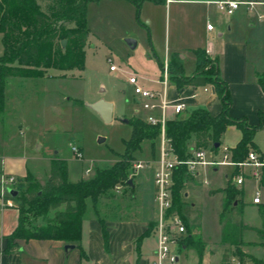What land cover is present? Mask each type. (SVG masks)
Here are the masks:
<instances>
[{
  "label": "rangeland",
  "instance_id": "374dc122",
  "mask_svg": "<svg viewBox=\"0 0 264 264\" xmlns=\"http://www.w3.org/2000/svg\"><path fill=\"white\" fill-rule=\"evenodd\" d=\"M44 4L41 3L42 7ZM96 6L91 5L87 12L89 34L85 47L84 70L60 72L49 69L46 71V75L55 78L27 81L22 83V86L15 85L19 82L17 80L19 78L9 82L12 94L11 120L22 122L23 129L26 127L31 129L29 124H33L32 130L36 132L32 131L28 135L26 133L27 137L33 140L37 139L53 158L66 162L68 182L70 183H75L82 177L84 180L92 178L96 170L110 168L125 153V142L130 141L133 128L124 124L122 119L141 118L128 115L130 110L134 109V98H137L134 88L128 84V78L130 75H136L140 87L153 91L150 82L156 80L160 73L159 61L164 62L168 42L167 20L164 11H160L157 15L154 14L156 24L151 27L146 18L151 13H147L146 10H138L135 6L128 5L131 11H125L124 19L121 22L106 18L112 12ZM243 10L245 11V9ZM195 11L197 16L200 10L196 9ZM257 13L254 12L252 15L246 13L242 23L249 28L253 25L255 38L264 46L262 42L264 41V19H260V15L264 17V8ZM65 26L72 27L73 25ZM130 41L136 43L135 48L129 44ZM262 47L256 50L264 62V47ZM2 52L3 46L0 40V56ZM194 58L192 55H188L185 61L186 74H191L195 68ZM209 66L215 67L213 64ZM110 67H115L117 71L111 72ZM56 99L59 100V103L54 104ZM97 99L113 102L114 118H120L110 124H105L99 115L89 107ZM138 107L141 111L143 110L142 105ZM184 116H186L185 113L180 117ZM160 146L161 139L159 137L157 147L153 150L154 153L151 144L147 141L143 143L142 151L136 153L137 160L148 165L139 171L135 170L132 175L134 184L137 175L142 193L140 195L135 191L137 197L131 199L133 202L131 204L135 205L129 213H126L127 217L138 218L140 214L150 218L156 217L158 207L155 199L154 175L157 169L156 162L160 158ZM73 147L81 150V160L73 155L71 151ZM86 171L89 172L86 174ZM233 172L234 169L232 170L230 167H220L217 173L208 169L204 180L206 179L210 186L207 187L203 184L200 191L196 184L197 181L189 179L185 181L183 193L189 192L191 194L189 202H195L202 207L201 217L193 219V223L198 224L193 236L194 240L202 242L205 251L201 257L194 248H187L188 256H191L193 260L199 258L200 263L223 264L221 260H223L224 250L232 249L231 246L220 247L219 245L221 242L219 221L225 195L220 193L215 197H209V192L225 189ZM239 174L238 171L236 175ZM23 188H27V186H22L19 189ZM239 188H235V190H239L241 195L234 199L231 208H229V215L232 221L236 219L243 221V225L246 227L244 242L246 241L247 243H245L248 245L246 251L249 254L252 250L258 252L259 254L253 255V257L260 264H264L263 241L257 237L258 232L264 229L261 208H255L251 204L256 191L260 188L253 181L246 183L243 194ZM130 191V187L123 186L120 191L114 189L110 196L114 194L117 197L125 198L127 203ZM260 192L264 202V191L260 190ZM90 205L88 200L84 219L92 214ZM140 206L142 208H139ZM198 206L195 213L200 212ZM99 210H101L100 205ZM22 218L30 229L45 228L52 220L53 213L40 217L34 210L25 209ZM183 224L185 225L184 222ZM187 236L188 230L186 229L182 241ZM181 259L182 264L189 262L185 255H182Z\"/></svg>",
  "mask_w": 264,
  "mask_h": 264
},
{
  "label": "crops",
  "instance_id": "0c3cea01",
  "mask_svg": "<svg viewBox=\"0 0 264 264\" xmlns=\"http://www.w3.org/2000/svg\"><path fill=\"white\" fill-rule=\"evenodd\" d=\"M219 2H239L240 6L232 16H227L217 9L216 4ZM249 3H252V5H249ZM91 5H97L96 7H102L104 10L112 12L106 18L121 22L124 19L125 11H131L128 5L135 6L126 0H102L97 3H90L86 11L87 29V12ZM262 8H264V0H158L157 2H144L140 9L151 13L146 17L151 27L156 24L154 14L157 15L160 11L166 13L167 20L168 42L164 62L159 61L160 73L157 75L156 80L150 82L151 87L155 91H162L163 87L158 81L162 80L166 62L169 68L170 62L176 60L184 76H193L197 70L195 51L204 50L211 60L216 61L220 79L228 87L232 100L229 116L235 120H246L250 126H258L259 113L264 111V93L258 84V76L264 73V62H262L256 49L261 48L263 44L255 38L253 25L250 28L244 26L242 20L246 13L252 15L254 12H261ZM196 9L200 10L197 16L195 15ZM260 19H264L263 15H260ZM206 23L207 26L212 24L214 29L209 31L207 26L205 27ZM262 42L264 43V41ZM130 45L135 48L136 43ZM188 55L195 57V68L191 74H186L185 71V61ZM161 63L163 69L160 66ZM53 78L55 77L50 78L45 74L41 78H8L6 80L5 106L3 113L0 115V181L6 177L15 178L16 185L13 191L32 183L44 185L49 179L51 162L54 158L37 139L33 140L27 137L28 133L34 131L32 130L33 124H29L31 129L28 127L23 129L22 122L11 120L12 94L11 89H9L11 86L9 82L12 79H17L19 82L15 85L22 86V83L27 81ZM200 88L189 86L180 91L176 86L170 85L168 89L169 98L175 99L181 93L189 96L197 92L198 98L189 101V108L185 114L187 115L192 110L201 107L209 111L212 116L220 115L223 111V104L219 95L213 88L211 92L207 93ZM55 103H59V100H54ZM111 103L113 104V122L120 117L114 118V103ZM140 105L138 98H134V109L130 110L128 115L145 119L147 114L144 110L141 111L138 107ZM169 117L170 121L177 118L172 111L169 112ZM241 138L242 133L238 128H229L222 137V148H228L229 150L235 148ZM254 142L257 150L264 153V129L256 133ZM208 169H211L213 173H217L219 170V168H200L197 174L190 175L188 178L197 181L199 191L203 184L207 187L210 186V183L206 179L204 180ZM28 176L31 179L30 182L27 181ZM81 180H84V178L82 177ZM249 182L252 181L246 183ZM246 183L244 186L238 187L242 190V194ZM258 187L261 191H264L262 184ZM122 188L123 186L116 188V190L120 191ZM135 191L140 195L142 193L137 175L133 191H130L128 195L127 203L125 198L117 197L114 194L108 199L99 200L95 207L90 201L92 214L84 219L87 213L86 202L80 241L77 244H70L74 245L75 249L68 254L64 252V246L67 244L52 240L17 241V246L6 254V238L18 226L19 211L15 207H5L3 197L0 194V264H153L157 248L156 222L158 211L155 218L141 214L138 218L127 217L126 213H129L135 205L131 204L133 203L131 199L137 197ZM221 191H210L209 197H215ZM214 192L218 193L212 194ZM197 193L195 194L197 195ZM190 196L189 192L184 193V197L189 204L191 203L189 202ZM251 204L255 208L260 207L264 205L263 198L261 205H254L253 201ZM99 205L101 210H99ZM190 206L195 210L198 205L192 202ZM198 207L200 212L191 216L192 222L195 217H201L202 207ZM245 229L244 225L243 241ZM219 245L220 247L224 246L222 242ZM247 247L246 244L243 248L246 254L251 256L259 254L253 252V250L249 254L246 251ZM224 254L221 261L226 264ZM182 255H185L189 260L187 264H199V258L193 260L191 256H188L189 251L186 247L182 248L180 252V264H182ZM262 257H264V252ZM235 263V259H231V264ZM246 264L250 263L247 262Z\"/></svg>",
  "mask_w": 264,
  "mask_h": 264
},
{
  "label": "trees",
  "instance_id": "16d2710c",
  "mask_svg": "<svg viewBox=\"0 0 264 264\" xmlns=\"http://www.w3.org/2000/svg\"><path fill=\"white\" fill-rule=\"evenodd\" d=\"M102 0H0V35L3 53L0 56V115L5 106V83L8 78L34 79L44 77L47 70L67 72L84 70L85 47L88 39L86 11L90 3ZM140 10L146 1L126 0ZM41 3H45L42 7ZM72 24V27L65 25ZM65 41L62 48L61 42ZM197 70L191 77L184 76L177 61L169 64V83L180 91L186 87L212 86L219 95L223 111L212 116L204 108H196L184 117H177L166 125L168 151L178 160L192 158L194 149H211L219 155L222 137L231 127L242 133L238 145L230 149L234 162H244L250 151L257 150L254 139L258 131L264 129V111L259 113V125L250 126L246 120H235L229 116L232 100L227 85L220 79L216 61L211 60L204 50L195 51ZM213 64L215 67H210ZM160 66L163 69V64ZM258 84L264 93V73L259 74ZM126 119V118H125ZM128 119V118H127ZM129 120L133 133L130 141L125 142V153L108 169L96 170L92 178L68 182V169L64 160L54 158L51 162L50 176L44 185L32 183L27 188L17 189V195L10 197L19 211V223L14 232L6 238L5 253L17 246V241L52 240L65 244H77L81 237L82 219L86 202L93 207L101 199L110 198V193L121 186L129 185L135 171V165L141 161L136 153L142 151L144 142L151 144L152 152L157 147L160 128L148 125L141 118ZM219 144V147H216ZM238 170L235 169L224 193L223 209L220 214L221 242L227 248L224 254L226 264L235 259L239 264H260L253 256L243 251L244 225L241 220L232 221L229 215L234 199L241 195L234 184ZM190 177L186 166H179L174 171L172 186L171 213L177 214L185 223L188 236L180 244V249L194 248L202 257L205 246L194 240V230L198 224L191 221L195 210L184 197L185 181ZM27 181L31 179L28 176ZM133 181V180H132ZM264 186V180L262 182ZM218 192H214L215 194ZM264 222V205L260 206ZM25 209L34 210L38 216L45 217L53 213L52 220L45 228L30 229L23 220ZM264 245V229L258 232ZM199 264L200 261H199Z\"/></svg>",
  "mask_w": 264,
  "mask_h": 264
},
{
  "label": "built area",
  "instance_id": "2783aa9c",
  "mask_svg": "<svg viewBox=\"0 0 264 264\" xmlns=\"http://www.w3.org/2000/svg\"><path fill=\"white\" fill-rule=\"evenodd\" d=\"M252 5V3H249ZM217 9L227 16H232L239 9V2H219L216 4ZM262 18V17H261ZM207 29L212 31L214 26L208 24ZM111 72H116L115 67H110ZM158 83L163 87L162 91L145 90L139 86V80L136 75H130L128 84L134 88L135 96L140 101L143 110L146 112L144 121L152 126L160 128V158L156 162L157 169L154 176L155 199L158 207V218L156 222L157 248L155 261L153 264H180L179 255L180 243L186 232L183 220L177 214L171 213L172 209V186L174 171L179 166H186L190 175L197 174L200 168H220L230 167L239 171L235 176L234 184L242 187L247 181H253L260 186L264 180V153L256 150L250 151L244 162H234L228 148H222L219 155L214 154L211 149H194L192 158L187 161H180L175 158L169 151L166 140V125L170 121L169 112L172 111L174 116L183 115L189 108V101L198 98L197 92L192 95L181 93L175 99H170L168 89L169 68L168 63L164 64L162 80ZM212 86L201 87L203 92H211ZM73 155L81 160L82 153L80 149L73 147ZM147 163L139 162L135 165V170L139 171L147 167ZM89 171H86V174ZM16 180L13 177H6L0 181V194L4 200V206L13 208L14 203L10 199L9 191L14 190ZM254 205L262 204L260 190H257L253 200ZM196 264V263H189ZM235 264H239L236 262Z\"/></svg>",
  "mask_w": 264,
  "mask_h": 264
},
{
  "label": "water",
  "instance_id": "95a60500",
  "mask_svg": "<svg viewBox=\"0 0 264 264\" xmlns=\"http://www.w3.org/2000/svg\"><path fill=\"white\" fill-rule=\"evenodd\" d=\"M135 44L134 41H130L129 44ZM61 46L62 48L65 46V41H62L61 42ZM96 114L99 115V117L102 119V121L105 123V124H110L113 120V104L110 103V102H107L105 100H98L96 101L95 103L91 104L89 106ZM122 122L124 124H129V120L128 119H122ZM216 147H219V144L216 146ZM129 185L133 188L134 187V184H133V181L130 180L129 181ZM9 195L11 197H14L17 195V192L16 191H13V190H10L9 192ZM73 249H75V246L74 245H70V244H67L64 246V252L66 254H68L70 251H72Z\"/></svg>",
  "mask_w": 264,
  "mask_h": 264
}]
</instances>
